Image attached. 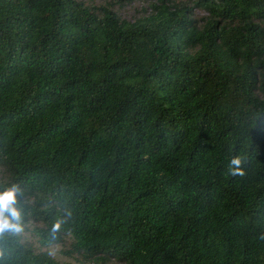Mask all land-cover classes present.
Instances as JSON below:
<instances>
[{
  "label": "trees",
  "instance_id": "trees-1",
  "mask_svg": "<svg viewBox=\"0 0 264 264\" xmlns=\"http://www.w3.org/2000/svg\"><path fill=\"white\" fill-rule=\"evenodd\" d=\"M144 1L0 0V264H264V0Z\"/></svg>",
  "mask_w": 264,
  "mask_h": 264
},
{
  "label": "clouds",
  "instance_id": "clouds-1",
  "mask_svg": "<svg viewBox=\"0 0 264 264\" xmlns=\"http://www.w3.org/2000/svg\"><path fill=\"white\" fill-rule=\"evenodd\" d=\"M246 161L239 155L234 156L229 163V172L231 175L243 176L245 174L243 165ZM21 192L17 185L0 192V236L6 231L19 233L21 228L22 214L17 205V196ZM60 228V223L54 225L52 231L55 233Z\"/></svg>",
  "mask_w": 264,
  "mask_h": 264
},
{
  "label": "rangeland",
  "instance_id": "rangeland-1",
  "mask_svg": "<svg viewBox=\"0 0 264 264\" xmlns=\"http://www.w3.org/2000/svg\"><path fill=\"white\" fill-rule=\"evenodd\" d=\"M86 3L88 4H105L107 2L109 3H112L113 4V9L114 11H116L118 13V15L123 18V19H127V20H132L134 19L135 17L139 16L140 13L146 6V1L144 0H132L131 2L129 3H123V2H116V1H113V0H85ZM147 11H145V14H146ZM204 14V11L203 10H195L194 11V16L196 17H200ZM29 224H26L25 226H28ZM30 241L32 242L33 245L37 246L38 243H37V237L34 236L33 234L30 235L29 237ZM57 249V248H56ZM61 258V260L63 262H69V259L68 257L62 255V256H59ZM72 259V258H71ZM73 260V263L74 264H94L92 262H89V263H85L82 260L80 261H77L75 259H72ZM103 264H121L115 260H109V261H106L104 262Z\"/></svg>",
  "mask_w": 264,
  "mask_h": 264
}]
</instances>
